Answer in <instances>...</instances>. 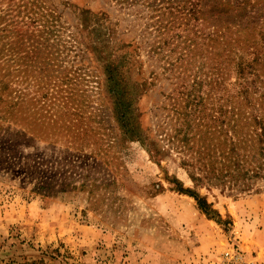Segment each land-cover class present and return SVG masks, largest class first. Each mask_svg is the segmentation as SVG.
<instances>
[{
	"label": "rangeland",
	"instance_id": "1",
	"mask_svg": "<svg viewBox=\"0 0 264 264\" xmlns=\"http://www.w3.org/2000/svg\"><path fill=\"white\" fill-rule=\"evenodd\" d=\"M248 4L264 17V0ZM83 8L106 15L133 80L148 74L120 0H0V264H214L235 246L264 262V179L242 189L205 178L198 133L187 147L165 139L176 119L160 87L135 102L144 141L118 129L116 137L112 117L95 118L111 102L83 44ZM34 41L47 46L38 58ZM237 81L230 70L228 87Z\"/></svg>",
	"mask_w": 264,
	"mask_h": 264
},
{
	"label": "trees",
	"instance_id": "2",
	"mask_svg": "<svg viewBox=\"0 0 264 264\" xmlns=\"http://www.w3.org/2000/svg\"><path fill=\"white\" fill-rule=\"evenodd\" d=\"M120 1L132 17L136 48L146 56L139 68L145 65L148 74L141 83L134 81L131 60L116 53L117 36L106 15L80 9L81 24L89 29L83 44L101 64L102 76L93 75L111 102L97 108L98 122L112 117L111 134L118 129L144 141L135 102L158 86L165 98L161 107L176 119L165 139L187 147L198 133L202 142L196 153L205 178L242 189L264 179V17L248 8V0ZM41 43H31L37 58L47 49ZM85 69L76 71L83 75ZM230 70L238 77L233 90L227 83ZM191 177L202 181L193 171ZM52 191L44 193L55 195ZM178 191L194 197L212 216L210 204L197 192L181 185Z\"/></svg>",
	"mask_w": 264,
	"mask_h": 264
},
{
	"label": "built area",
	"instance_id": "3",
	"mask_svg": "<svg viewBox=\"0 0 264 264\" xmlns=\"http://www.w3.org/2000/svg\"><path fill=\"white\" fill-rule=\"evenodd\" d=\"M214 264H264L257 260H249L237 246L223 251Z\"/></svg>",
	"mask_w": 264,
	"mask_h": 264
}]
</instances>
